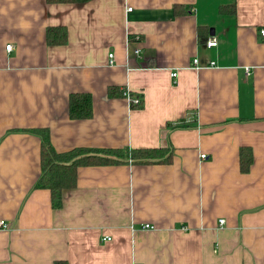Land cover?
Instances as JSON below:
<instances>
[{"label":"crops","instance_id":"1","mask_svg":"<svg viewBox=\"0 0 264 264\" xmlns=\"http://www.w3.org/2000/svg\"><path fill=\"white\" fill-rule=\"evenodd\" d=\"M50 26L68 42L49 45ZM262 28L264 0H0V264H264ZM73 93L92 96L91 118L70 117ZM34 128L58 152L169 146L173 157L81 166L55 209L35 187Z\"/></svg>","mask_w":264,"mask_h":264},{"label":"trees","instance_id":"2","mask_svg":"<svg viewBox=\"0 0 264 264\" xmlns=\"http://www.w3.org/2000/svg\"><path fill=\"white\" fill-rule=\"evenodd\" d=\"M48 3H83L90 0H47ZM234 5H222L220 12L228 9L233 11ZM201 26L199 34L201 42L205 41ZM49 45H64L68 42L66 26H50L47 30ZM123 94L117 87L109 88V95ZM143 104H133L131 107L140 108ZM69 115L73 119H87L93 115V99L90 94L73 93L69 101ZM182 126V125H177ZM169 127H175L170 124ZM27 131L38 134L42 139L41 146V176L35 184L36 188H47L51 192L52 207L59 209L63 206V193L66 189L77 184L78 168L91 165H111L121 163H171L172 148H74L65 152H58L52 144L51 133L48 128H34ZM241 170L248 172L253 164V153L250 147L241 149ZM55 264H67L66 261H56Z\"/></svg>","mask_w":264,"mask_h":264},{"label":"built area","instance_id":"3","mask_svg":"<svg viewBox=\"0 0 264 264\" xmlns=\"http://www.w3.org/2000/svg\"><path fill=\"white\" fill-rule=\"evenodd\" d=\"M129 10H131V8H129ZM260 35L262 37H264V28H262L260 30ZM140 38H141L140 36H135L134 37V41L137 42V41L140 40ZM207 43L210 44V45L211 44H214L215 43V40L214 39L213 40H209ZM12 47H13L12 44H8L7 47H6V49L7 50H11ZM134 52L138 56L141 54V50L139 48H137ZM193 62L195 64H197L198 63V58H195L193 60ZM114 63H115V54H114V52H110V54H109V64L110 65H113ZM172 76L173 77L177 76V73H173ZM123 94H124V96L126 98H128V101L130 103V106H132L133 104H141L142 103L143 98H142V96L140 94H134L132 91H130L128 89H123ZM201 157L202 158H205L206 157V154H202ZM225 222H226V220L224 218H221L220 219V225L225 224ZM9 227H10V225H9V223L6 220H0V229H8ZM144 227L147 228V229H154L155 228V226L150 225V224H145ZM107 240L110 241L111 238H107Z\"/></svg>","mask_w":264,"mask_h":264}]
</instances>
